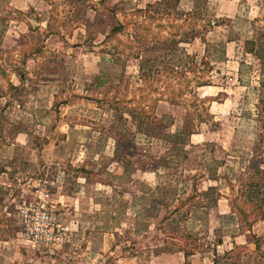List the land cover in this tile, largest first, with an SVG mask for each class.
<instances>
[{"label":"rangeland","instance_id":"1","mask_svg":"<svg viewBox=\"0 0 264 264\" xmlns=\"http://www.w3.org/2000/svg\"><path fill=\"white\" fill-rule=\"evenodd\" d=\"M213 2L0 0V264L92 262L50 202L67 242L34 249L24 237L20 208L36 186L53 192L58 169L114 192L99 195L102 215L121 221L99 230L117 227L122 247L100 262L214 251L220 264L229 253L264 264V22L257 54L239 53L245 72L222 74L212 48L245 27L215 19ZM212 20L228 26L209 32ZM127 184L137 199L125 223ZM222 243L233 249L218 255Z\"/></svg>","mask_w":264,"mask_h":264},{"label":"crops","instance_id":"2","mask_svg":"<svg viewBox=\"0 0 264 264\" xmlns=\"http://www.w3.org/2000/svg\"><path fill=\"white\" fill-rule=\"evenodd\" d=\"M213 1V5L215 8L213 9L212 13L215 19L224 17L233 19L231 20L232 22H234L236 19L245 27L243 30L244 34L243 32H240L236 36L231 38L228 36V38L224 40L223 51L217 49L214 46L212 48V51H218L221 53L222 56H220L221 58H217L216 60H212L211 62L218 64V68L220 69V72L222 74H231L233 75V78L237 79L238 76H241L245 72L242 65L243 61L240 59L239 53L241 50L245 54L252 53L246 49V41L253 39L254 24L264 22V0ZM192 10L193 9L190 8V11ZM218 23L219 22L217 20H212V24L214 25V27L211 28L209 32L213 33L214 30L217 28H221L222 26H228L226 23ZM197 41L198 37H195L193 43H196ZM205 52L206 48L204 50V53ZM205 58L208 59V56H205ZM217 72L219 73V71ZM50 161V163L53 162V160ZM121 173H124V170H122ZM121 173L115 176V178L120 177L122 175ZM90 174V172L78 173V171H76L74 175L70 170H65V172H62L61 169H58L57 176L55 178H52V181L50 180L52 183L54 182L57 185L53 188L50 205L55 211H57L58 214H56L58 215L61 221L71 225L72 232L70 244H72L73 246L79 245L81 247V254L87 255L88 259L92 260L91 263L90 261H87L86 263L80 262L78 264H105V262H100L102 258L101 256L108 253H110V255L117 256L116 252L119 250L118 248L120 246L122 247V241H120L114 233V231H117V227L115 230H112L111 228V231L104 232H100L99 227L102 228V223H104L105 225L102 229L108 228V224L117 223L119 220L121 221V217H119L118 214L113 211H110V214H108L107 216L102 215L106 210L103 209L102 211L103 202L102 198H100L99 195H101L102 193L108 194L109 192H111V196L114 197L115 195L111 189H106V186H94L88 184L86 182V179L89 177ZM74 183L76 184V186H71ZM99 184H101V181ZM141 190L142 199L148 200V198H146V195H148L146 191L149 190V187L146 186L144 190L143 186L141 187ZM133 191V186L130 184L128 186L127 184L125 185V190L122 192L123 195H121V199H125V201L122 202V205L125 206L126 216L125 220H123L125 221V223H127L128 221V210L129 212H133V209L136 204L137 198L134 197ZM116 195L120 196L119 193H117ZM176 201L178 202L179 200L177 199ZM115 202V206H117L118 197L115 199ZM193 220L197 221L195 219ZM247 232L250 233L251 231L247 230ZM247 232H239L237 235H239L240 237H246L247 239ZM253 232L256 234L255 231ZM237 235L235 234L234 239L238 238ZM232 243L234 242H231L229 244ZM221 247H223V249H221ZM232 249L233 248L231 246L227 247L225 243L217 245L218 255H221V251H223L222 254H225L226 251H230ZM255 250H257V247L255 248ZM125 252L127 253V251ZM231 255L232 253H229L228 258H225L227 263L222 264H234ZM189 256V260L187 261L185 255L181 257L180 255L177 256L176 252H172V254L170 252H163L162 256H159L161 259L159 264H220L219 260H215L214 251L203 253H197L196 251L194 254H191ZM192 257L193 259H190Z\"/></svg>","mask_w":264,"mask_h":264},{"label":"built area","instance_id":"3","mask_svg":"<svg viewBox=\"0 0 264 264\" xmlns=\"http://www.w3.org/2000/svg\"><path fill=\"white\" fill-rule=\"evenodd\" d=\"M36 202L20 208L23 234L28 244L36 249L67 242L66 231L69 227L58 221L53 211L47 207L52 199V192L46 186H36Z\"/></svg>","mask_w":264,"mask_h":264},{"label":"trees","instance_id":"4","mask_svg":"<svg viewBox=\"0 0 264 264\" xmlns=\"http://www.w3.org/2000/svg\"><path fill=\"white\" fill-rule=\"evenodd\" d=\"M116 29H117V31L118 30L120 31V28H116ZM256 46H257V41L256 40H252V41L250 40V41L247 42V49H248L249 52H252L254 54H257ZM261 47H263V45H261ZM257 57L258 58H261L259 55ZM206 63L207 62H204V60L202 59V61L197 64L198 66H196L197 70L198 71H204L206 69V65H205ZM197 83H198V86L205 85V82H201L200 80H198ZM260 85L261 86H264V81H261L260 82ZM256 185L257 186H260L259 182ZM249 227H251V224H250ZM256 247H257V249L260 247L259 238L256 240ZM185 255L189 256L190 253L189 252H185Z\"/></svg>","mask_w":264,"mask_h":264}]
</instances>
